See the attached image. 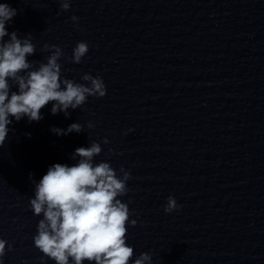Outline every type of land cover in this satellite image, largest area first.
Returning a JSON list of instances; mask_svg holds the SVG:
<instances>
[{
    "label": "clouds",
    "instance_id": "1",
    "mask_svg": "<svg viewBox=\"0 0 264 264\" xmlns=\"http://www.w3.org/2000/svg\"><path fill=\"white\" fill-rule=\"evenodd\" d=\"M60 7L69 10V0H62ZM16 14V9L0 3V146L8 135V125L12 123L10 116L16 121L27 116L29 122H38L42 119L41 109L54 102L51 114L63 112L67 117L69 108L81 107L90 96L101 98L106 94L105 84L99 76L84 74L81 79L88 82L87 85L62 79L58 61L64 53L59 46L46 44L45 49L54 51L47 63H39V67L34 68L33 62L27 59L35 52L31 34L20 39L17 32L9 34L6 30V22ZM71 19L77 21L79 18L72 16ZM9 35L10 39L5 42L4 37ZM87 52V42H77L69 59L81 63ZM12 85H18V92L11 91ZM87 127L91 129L94 125L89 122ZM51 131L57 135L80 133L83 126L73 123L67 129L53 128ZM103 143L107 144L108 140ZM101 151V145L95 141L89 147H79L72 154L73 160L79 157L76 164L51 165L35 183L34 198H30L29 204L34 215L43 218L39 220L37 234L33 237L34 246L55 264H84V261L129 264L134 255L133 247L126 243L130 210L117 198L129 191L126 182L132 177L123 167L118 177L108 162L94 164V156ZM181 207L169 195L163 210L171 213ZM136 223L135 219L131 220L133 226ZM6 244L7 241L0 239V264H3ZM11 247L8 244L9 250ZM151 261L152 257L145 252L132 264H151Z\"/></svg>",
    "mask_w": 264,
    "mask_h": 264
}]
</instances>
